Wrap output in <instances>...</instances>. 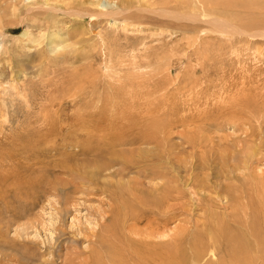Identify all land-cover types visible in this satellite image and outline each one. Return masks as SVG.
Returning a JSON list of instances; mask_svg holds the SVG:
<instances>
[{"label":"rangeland","instance_id":"374dc122","mask_svg":"<svg viewBox=\"0 0 264 264\" xmlns=\"http://www.w3.org/2000/svg\"><path fill=\"white\" fill-rule=\"evenodd\" d=\"M229 1L0 0V264L94 260L111 222L110 186L139 179L114 175L122 165L107 166L108 152L144 149L161 161L152 143L110 148L101 135L115 116L165 122L160 135L180 146L187 191L204 177L198 197L231 213L213 183L247 178L239 165L251 147L250 169L264 175V0H242L254 9ZM198 197L159 240L180 227L190 248L209 216Z\"/></svg>","mask_w":264,"mask_h":264},{"label":"bare ground","instance_id":"6f19581e","mask_svg":"<svg viewBox=\"0 0 264 264\" xmlns=\"http://www.w3.org/2000/svg\"><path fill=\"white\" fill-rule=\"evenodd\" d=\"M200 1L203 5L206 3L211 7L215 5L231 6L229 0ZM232 1L236 7H239V5L245 6L244 0ZM245 2L247 3L249 0H245ZM256 5L259 4L256 3L254 7ZM254 7L251 8L254 9ZM253 17H255L254 14ZM253 17L251 16L252 19ZM216 20L223 21L219 18L214 21ZM254 21L256 23V20ZM135 121H132V118L122 119L121 116H115L114 123L107 126L101 136L108 139L107 145L110 148L118 144L152 143L155 145V149L159 150L154 153L155 155H152V158L161 161L156 165L151 164L150 159H145V156L150 152L144 149L117 153H114L115 150L108 152L110 161L107 164L105 163L107 166L122 165V168L118 169L119 172L116 174L112 172L114 175L120 176L122 179L129 173H135L139 179L134 178L122 183L118 181L119 183L110 186L111 189L109 190L113 192L112 200L114 202V205L110 208L111 222L105 224L107 227L104 240L101 242L100 248L95 251L94 260L89 257L85 264H264V175L250 169L253 166L255 150H251L252 147L248 148L246 153H243V164H238L239 167L251 171L247 178H237L235 183L231 181L221 187L219 184L213 183L216 191L213 187L210 188L217 194H220V189L221 191L223 189L226 193L225 198H228L229 205H231L232 211L230 214L226 212L219 214L215 211L212 212L214 209L213 202L215 201L213 198L204 195L198 197L200 193L197 192V188L200 186L205 189L203 186L209 184L204 177L199 180V175H196L199 183H192L193 190L187 191L186 187L190 186V183L188 178L183 175L184 172H187L185 170L187 166L182 164L183 155L180 154L181 150H176L180 146L176 144V149L173 150L167 148V146L165 147L166 144L160 135L165 134L164 129L167 124L163 121L154 123L151 120L148 121L149 124L145 127ZM90 129L94 131L93 126ZM88 131L92 133L90 130ZM106 131H110V133ZM98 145L102 147L103 144L99 143ZM125 157H129L131 160L128 161ZM205 164L207 163L201 161L199 168L205 169L203 167ZM101 168L103 167L101 166ZM207 170H205L206 173ZM206 173L205 176L208 178L209 174ZM85 178L83 177V179ZM147 179L149 181H146ZM156 180L159 182L155 183ZM212 191H210V194ZM194 197H198L199 202L207 201L206 210H209L207 211L209 216L190 239V248L185 249L187 245L184 247L185 234L180 227H176L178 229H176V233L174 232L175 235L173 234L172 241L159 240V238L170 234L168 232L170 223L179 220L184 213L190 211L193 205L190 202ZM187 198L189 201H187ZM224 208L227 210L226 206ZM211 212L212 216H210ZM214 215L216 217L212 219ZM169 231L171 230L169 229ZM128 232H131V234ZM221 246L224 251H222ZM215 251H218L222 256L217 261L204 263L203 258L209 253L215 254ZM188 255L192 256L191 261Z\"/></svg>","mask_w":264,"mask_h":264}]
</instances>
